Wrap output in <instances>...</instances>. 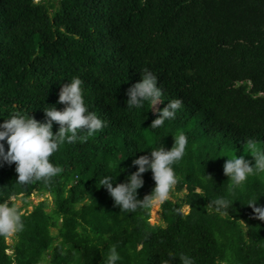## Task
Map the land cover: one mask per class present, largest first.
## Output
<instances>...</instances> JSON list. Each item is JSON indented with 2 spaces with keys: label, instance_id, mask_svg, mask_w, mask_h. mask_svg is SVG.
<instances>
[{
  "label": "trees",
  "instance_id": "1",
  "mask_svg": "<svg viewBox=\"0 0 264 264\" xmlns=\"http://www.w3.org/2000/svg\"><path fill=\"white\" fill-rule=\"evenodd\" d=\"M144 69L162 89L157 109L183 102L155 130L150 101L126 104ZM72 77L103 130L60 145L50 157L60 172L47 182L21 185L15 164L0 167V204L54 199L50 210L47 199L16 208L24 227L12 245L0 236V264H102L112 245L118 264H180L169 254L181 253L195 264H264V220L246 204L264 207V173L237 189L224 173L229 157L254 165L251 153H264V0H0V123L45 122L44 108L65 107L59 92ZM178 134L187 146L176 190L185 193L162 204L164 223H151V208L120 212L100 180L125 182L134 159L171 149ZM143 178L138 199L155 187L151 170ZM218 198L231 202L223 215L207 210Z\"/></svg>",
  "mask_w": 264,
  "mask_h": 264
},
{
  "label": "clouds",
  "instance_id": "2",
  "mask_svg": "<svg viewBox=\"0 0 264 264\" xmlns=\"http://www.w3.org/2000/svg\"><path fill=\"white\" fill-rule=\"evenodd\" d=\"M142 79L131 85L127 90V109H141L145 101L151 102V108L163 102L162 89L158 86V78L150 70L144 69ZM82 80L72 77L69 83L63 84L57 104H64L60 110L56 105L44 108L46 121L41 122L34 117L24 118L13 115L0 123V167L5 164H15L18 173L17 183L24 185L37 181L47 182L56 176L60 169L50 157L58 151L59 146L65 143L72 144L78 139L85 142L86 137L78 136V130L86 131L89 136L102 131L104 123L85 105L82 90ZM163 109H156L159 113L148 128H161L166 120H174L177 110L182 107V100L173 99ZM59 125V130L53 132V123ZM175 143L171 149H166L162 143L159 148L150 149V154L141 155L132 161V166H138L131 172L125 182H113L110 176L100 180V186L105 187L114 200V205L120 212L134 213L138 208L149 209L163 204L170 199L178 183L174 165L179 164L186 151L187 139L183 134L174 135ZM5 141L8 145L5 148ZM255 163L251 165L244 156L227 159L224 164V173L229 177L233 189L241 187L251 175L264 173V153H251ZM151 170L155 187L143 199H138V190L144 185L143 174ZM206 176H211L206 173ZM197 193L202 196L200 190ZM209 208L217 214L223 215L230 203L224 198L210 200ZM256 201L248 204L254 210L256 218L264 220V207H257ZM23 221L15 206L0 204V236L9 237L23 230ZM102 264H118L121 260L116 245H112L105 255ZM172 259L179 257L180 264H195L192 257L186 254L172 255ZM168 264L170 260L168 259Z\"/></svg>",
  "mask_w": 264,
  "mask_h": 264
},
{
  "label": "rangeland",
  "instance_id": "3",
  "mask_svg": "<svg viewBox=\"0 0 264 264\" xmlns=\"http://www.w3.org/2000/svg\"><path fill=\"white\" fill-rule=\"evenodd\" d=\"M36 1H39V0H36ZM158 105H159V103L155 106V109L158 108ZM184 193H185V191H181V192L177 191L176 186H175V189L171 193L170 198L175 199L177 194L180 196H183ZM44 199L48 200V202L50 204L48 207V210H50L51 207L54 205V199H53V196L51 193H44V194L35 193V195H32L28 199V204H25V202L22 198H18L15 200V208L22 206L26 210L31 211V210H33V208L36 204L40 203ZM184 210L189 212V206H185ZM150 214H151V218H150L151 223H153V224L164 223L163 218H162V204L156 205L155 207H152L150 210ZM53 230H55V232H56V229H53ZM14 237H15V234H13L12 236H9L7 238V241L9 244L12 245L14 243ZM11 251L12 250H9V252H11ZM42 264H47V263L44 262Z\"/></svg>",
  "mask_w": 264,
  "mask_h": 264
}]
</instances>
